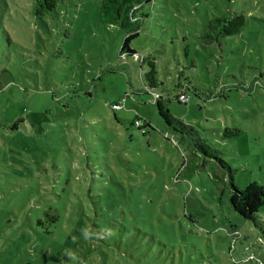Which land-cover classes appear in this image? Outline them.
I'll return each mask as SVG.
<instances>
[{
	"label": "rangeland",
	"instance_id": "rangeland-1",
	"mask_svg": "<svg viewBox=\"0 0 264 264\" xmlns=\"http://www.w3.org/2000/svg\"><path fill=\"white\" fill-rule=\"evenodd\" d=\"M37 4L0 0V264L264 261V0L143 4L130 46L152 48L166 103L143 86L147 63L120 56L126 32L101 20L100 0ZM231 12L242 31L206 42L208 20ZM177 79L190 82L187 103ZM171 115L237 187L261 189L255 220L233 209L227 170ZM89 226L110 234L85 241Z\"/></svg>",
	"mask_w": 264,
	"mask_h": 264
},
{
	"label": "trees",
	"instance_id": "trees-1",
	"mask_svg": "<svg viewBox=\"0 0 264 264\" xmlns=\"http://www.w3.org/2000/svg\"><path fill=\"white\" fill-rule=\"evenodd\" d=\"M43 0H38L36 12L42 13L46 11L48 8L52 9L56 5L57 0H44L45 7L41 8ZM149 0H100L99 4V13L101 20L108 24H118L121 28H123L126 32L125 37L120 46V56L126 57L130 55L135 61H137L140 65V69L143 63H147L148 69L141 74L143 86L147 93H157L159 98L164 100V102H169V90H168V98L165 97L164 91L160 86H163L164 81L161 80L158 76V68L157 61L155 56L153 55L152 48L148 54L144 55L138 52L134 47L130 46V41L139 35L141 26L144 22V14L141 12V8L143 4L148 2ZM245 25V16L239 12H231L226 16H215L208 20L206 24V30L202 34V38L206 42H211L216 40L219 42V38L225 35H234L240 33ZM170 65V67H169ZM172 63L168 62V80H172ZM182 72L176 73L177 77L181 76ZM175 88V98L180 103H187L191 99L190 94V82L181 79H177ZM183 96V98H182ZM122 101L115 103H119L122 106ZM113 108V107H112ZM115 109V108H113ZM137 119L134 120V124L137 126L140 125L136 123ZM176 123L180 124L179 130L181 133H188L191 137L195 135V140L192 138V145L196 152H200L203 156L209 157L211 159L215 158L218 160L220 166L227 170L228 181L231 185V195L229 197L230 204L233 209L238 212L241 216L245 218H252L255 220L257 215V210L262 202V192L261 189L253 186L239 188L233 183L232 177V169L230 166L222 160L218 155L216 149L211 147L209 143L201 142L199 136L196 134L197 132L191 125L183 124L178 118L171 115V125H176ZM178 129V128H177ZM185 129V131L183 130ZM225 133H237V129H232L225 127ZM254 218V219H253ZM57 220V219H53ZM258 222V221H257ZM42 221L38 219V224H41ZM259 223L262 221L259 220ZM256 224V223H255ZM257 225V224H256ZM259 225V224H258ZM259 264H264L262 261Z\"/></svg>",
	"mask_w": 264,
	"mask_h": 264
},
{
	"label": "clouds",
	"instance_id": "clouds-1",
	"mask_svg": "<svg viewBox=\"0 0 264 264\" xmlns=\"http://www.w3.org/2000/svg\"><path fill=\"white\" fill-rule=\"evenodd\" d=\"M102 233L110 234V230H108V229H99V230H97V229L91 228V226L81 229V235H82V237H83V239L85 241H88V240H91V239H94V238L98 239V238L101 237ZM70 259L75 260L76 257L75 256H70Z\"/></svg>",
	"mask_w": 264,
	"mask_h": 264
},
{
	"label": "built area",
	"instance_id": "built-area-1",
	"mask_svg": "<svg viewBox=\"0 0 264 264\" xmlns=\"http://www.w3.org/2000/svg\"><path fill=\"white\" fill-rule=\"evenodd\" d=\"M153 96H154L155 98H158V97H159V95H158L157 93H153ZM182 98H183V96H182ZM112 107L115 108V109H116V108H120V107H121V104H119V103H113V104H112ZM136 123L139 124L140 121L137 120Z\"/></svg>",
	"mask_w": 264,
	"mask_h": 264
}]
</instances>
